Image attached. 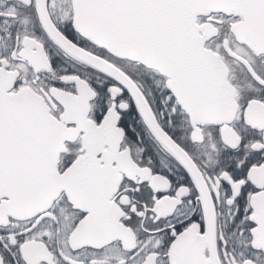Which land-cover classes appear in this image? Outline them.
Instances as JSON below:
<instances>
[{"label":"snow or ice","instance_id":"snow-or-ice-1","mask_svg":"<svg viewBox=\"0 0 264 264\" xmlns=\"http://www.w3.org/2000/svg\"><path fill=\"white\" fill-rule=\"evenodd\" d=\"M0 264H264V0H0Z\"/></svg>","mask_w":264,"mask_h":264}]
</instances>
